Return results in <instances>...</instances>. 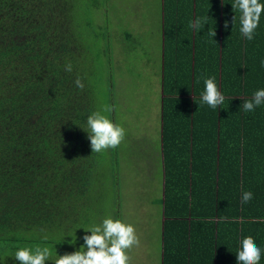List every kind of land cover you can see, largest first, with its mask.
I'll return each instance as SVG.
<instances>
[{"label": "trees", "instance_id": "trees-1", "mask_svg": "<svg viewBox=\"0 0 264 264\" xmlns=\"http://www.w3.org/2000/svg\"><path fill=\"white\" fill-rule=\"evenodd\" d=\"M86 1L100 3L0 0V264H19L17 246L36 244L54 259L89 220L93 173L104 153L91 152L86 133L92 74L83 71L75 22ZM233 2L162 0L161 264L190 263L188 239L196 235L219 258L222 221L229 236H252L254 226V237L264 241V143L252 139L264 142V104L242 108L264 89V13L247 40ZM207 5L220 14L209 23L213 38L189 27L213 16ZM201 74L215 77L225 96L216 109L202 102ZM253 128L263 131L252 134ZM245 191L253 198L242 204Z\"/></svg>", "mask_w": 264, "mask_h": 264}, {"label": "rangeland", "instance_id": "rangeland-1", "mask_svg": "<svg viewBox=\"0 0 264 264\" xmlns=\"http://www.w3.org/2000/svg\"><path fill=\"white\" fill-rule=\"evenodd\" d=\"M162 16V0H100L97 7L86 1L75 11L94 111L114 105L109 118L126 135L103 152L93 173L89 220L61 254L83 244V229L112 216L136 229L140 243L128 252L130 264H161Z\"/></svg>", "mask_w": 264, "mask_h": 264}, {"label": "clouds", "instance_id": "clouds-1", "mask_svg": "<svg viewBox=\"0 0 264 264\" xmlns=\"http://www.w3.org/2000/svg\"><path fill=\"white\" fill-rule=\"evenodd\" d=\"M231 8L240 13L239 31L247 40H252L259 26L261 14L264 13V4L259 0H234ZM209 19L211 18L208 15L200 16L190 21L189 27L197 31L203 30L205 26H208ZM235 19L236 17L233 16L232 24ZM208 35L212 38L216 36L214 27L208 30ZM65 70L72 71L71 63L65 65ZM201 79L204 84L202 102L212 109L224 104L225 96L219 90L215 77L201 74ZM75 84L78 88H83L79 77L75 80ZM261 104H264V89L256 90L252 98L243 103L242 108L245 112H251ZM114 107V105L105 104L101 110L91 112L86 118V133L92 153L115 149L124 141L125 129L120 124L114 123L108 115ZM252 198V192H242L241 203H247ZM83 230L85 232L81 237L83 244L77 250L63 254L55 251L54 259H52L53 251L46 246L39 244L17 246L14 253L15 260L19 264H46L50 260L51 264H130L128 252L140 243L132 224L112 216H105L98 223H93ZM239 243L240 247L235 254L237 264H259L262 250L254 239L251 236L242 237Z\"/></svg>", "mask_w": 264, "mask_h": 264}, {"label": "crops", "instance_id": "crops-1", "mask_svg": "<svg viewBox=\"0 0 264 264\" xmlns=\"http://www.w3.org/2000/svg\"><path fill=\"white\" fill-rule=\"evenodd\" d=\"M262 2H264V0H262ZM204 3L205 2L201 3L200 6H202ZM227 4H229L228 1H227ZM203 9L205 11H208V13H210L211 15H213V16H209L211 19H209L208 26H205V28L203 30H201L203 33V36H209L208 30L212 27H214V29L216 28L214 25L210 26L209 23L214 21L217 18V16H219L220 14L219 15L215 14V8L211 5H207ZM218 26L221 27L220 21H219ZM233 29H236V28L234 27ZM222 34H223L222 29L219 28L217 30V35L222 36ZM204 114H205V111L201 113V116H204ZM262 131L263 130H261L260 128H257V129L253 128L250 130V132L252 134H254V133L260 134ZM252 139H253V143H257L259 145H262V143H264L260 139H256L254 137H252ZM224 155H225L224 157H226V154H224ZM233 157H234L233 155H228L227 158L232 159ZM260 162L261 161H259V163ZM260 222L264 224V220L260 221ZM251 227H252V236L251 237L254 239L257 246L260 247L262 250L261 259H260L259 264H264V241L260 238L254 237L257 234V229L254 226H251ZM221 233L223 234L221 236V239L219 240L221 242V247H220L221 248L220 249L221 255L217 259H216V257H215V259L212 258L213 254L214 255L216 254L215 250H213L215 248V246L214 247H208V244H207V242H205L204 237H199L197 235L195 237L191 236V238L188 239V242L190 241L188 243V248L190 249V251H189L190 263L188 262V264H237L235 254L240 247L239 242L241 240V237H237L236 235L229 236L230 231H229V226H228L227 221H222ZM198 240H199V242H198ZM193 241H195L197 244H194ZM161 253H162V239H161ZM233 255H234V258L231 259V256H233Z\"/></svg>", "mask_w": 264, "mask_h": 264}]
</instances>
